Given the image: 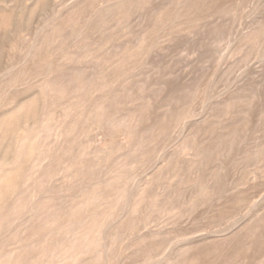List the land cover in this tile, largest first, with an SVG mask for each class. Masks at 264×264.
Instances as JSON below:
<instances>
[{
    "label": "rangeland",
    "instance_id": "1",
    "mask_svg": "<svg viewBox=\"0 0 264 264\" xmlns=\"http://www.w3.org/2000/svg\"><path fill=\"white\" fill-rule=\"evenodd\" d=\"M0 264H264V0H0Z\"/></svg>",
    "mask_w": 264,
    "mask_h": 264
}]
</instances>
